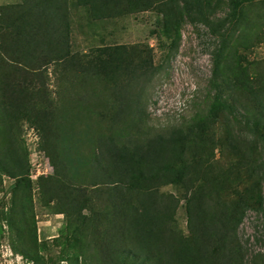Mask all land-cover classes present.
Returning a JSON list of instances; mask_svg holds the SVG:
<instances>
[{
    "label": "trees",
    "instance_id": "16d2710c",
    "mask_svg": "<svg viewBox=\"0 0 264 264\" xmlns=\"http://www.w3.org/2000/svg\"><path fill=\"white\" fill-rule=\"evenodd\" d=\"M225 1L229 13L213 20L210 0L0 4V186L4 176L14 179L10 208L0 204V240L7 228L37 256L36 185L40 202L66 219L60 260L69 264H245L237 227L245 210L262 211L264 202V71L226 58L221 33L211 51L206 112L156 127L142 98L158 69L149 45L82 54L71 43L74 5L91 21L167 7L163 33L173 45L184 19L218 31L228 24L233 32L246 4H264ZM25 123L53 169L35 182L27 145L16 140ZM168 185L182 196L162 192ZM181 199L187 233L176 224Z\"/></svg>",
    "mask_w": 264,
    "mask_h": 264
},
{
    "label": "rangeland",
    "instance_id": "374dc122",
    "mask_svg": "<svg viewBox=\"0 0 264 264\" xmlns=\"http://www.w3.org/2000/svg\"><path fill=\"white\" fill-rule=\"evenodd\" d=\"M17 1L0 0V4ZM210 1L217 4L214 12L212 11V20L213 17H224L229 13L225 0ZM71 13V43L74 51L87 54L99 46L121 43L139 44L141 48L146 45L151 47L153 63L158 69L145 85L142 98L145 101L147 121L156 127L179 125L195 113L206 112L213 63L211 51L220 45V35L225 34L229 41L226 58L238 61L243 66L254 64V70L264 71V4L261 2L254 1L242 8L240 20L233 32L228 29V24L224 25L227 31L221 28L220 32L211 29L210 24L204 21L184 19L180 24V38L173 45L163 33L167 7L96 21L90 20V13L86 8L74 5ZM18 139L27 145L30 178L35 182L38 176L51 174L53 169L49 159L38 149L40 141L36 130L25 123L16 140ZM13 183L14 179L3 177L0 204L4 209L11 206L10 190ZM38 191L34 185L32 202L39 246L37 256L33 254L25 238H15V234L11 235L5 228V235L0 240V264H69L68 259L60 260L69 237L66 219L62 213H54L51 205H43ZM161 191L172 193L177 198L182 196V190L178 186H164ZM176 224L187 233L183 199L176 211ZM237 235L245 250V264L254 260H262L264 264V202L262 211L245 210L237 227ZM11 243H17V249H12ZM22 251L35 257L36 261L32 262Z\"/></svg>",
    "mask_w": 264,
    "mask_h": 264
}]
</instances>
